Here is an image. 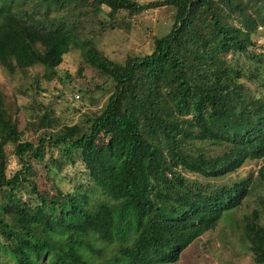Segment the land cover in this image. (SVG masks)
Wrapping results in <instances>:
<instances>
[{"label":"trees","instance_id":"1","mask_svg":"<svg viewBox=\"0 0 264 264\" xmlns=\"http://www.w3.org/2000/svg\"><path fill=\"white\" fill-rule=\"evenodd\" d=\"M72 3L79 7L69 16ZM162 6L173 9L169 30L153 36L150 53L123 61L80 29L88 8L104 31L126 23L121 10L134 17ZM263 28L264 0H0L7 74L40 65L44 80L65 83L73 77L59 66L78 49L111 82L100 107L36 142L22 139L25 130L52 127L54 114L36 97L37 79L22 128L20 106L0 83V264L175 262L238 209L258 185L239 169L264 163V59L249 50ZM234 53L247 61L229 60ZM8 145L19 165L12 174ZM75 164L74 180L86 182L61 190L55 176ZM258 172L264 180V164ZM260 204L241 218L238 237L264 264V198ZM230 222L235 228L239 221Z\"/></svg>","mask_w":264,"mask_h":264},{"label":"rangeland","instance_id":"2","mask_svg":"<svg viewBox=\"0 0 264 264\" xmlns=\"http://www.w3.org/2000/svg\"><path fill=\"white\" fill-rule=\"evenodd\" d=\"M137 1L144 3L152 0ZM78 7L79 4L76 3L69 5L67 7L70 9L69 16L77 12L75 9H78ZM65 10L60 9L58 13L61 14ZM104 10L107 11L108 8L104 7ZM120 13L126 23L122 26L106 28L104 31L99 30L98 17L94 15L90 8L80 16L81 31L83 33L87 32V37L92 38L108 57L117 61H123L129 53L135 52L142 55L150 53L153 48V36H159L169 30L173 9L166 6L150 8L136 14L134 17H127V13L123 10ZM249 50L260 54L261 60L264 59V28L251 36ZM228 59L238 63L247 61L246 57L237 53L230 54ZM59 71L61 73L67 72L73 78L65 83L58 80L46 81L41 76L42 67L40 65L28 68L26 74L11 76L0 66V83L4 84L9 93L13 94L20 106L18 118L21 122V128L26 126L27 121L31 119V104H33L31 99L36 79L41 88L40 94L36 96L37 99L44 104H51L54 108L53 126L40 129L35 133L26 129L23 140L36 142L40 135H57L65 123H75L83 111L100 107L110 94L106 90H110L111 82L109 80L104 82V78L99 77L97 72L83 61L78 49L71 50L64 55ZM256 72V70L252 71L255 76L258 75ZM77 73L83 76H79ZM95 82L102 86L105 91L97 89ZM247 85L252 86L254 83L248 81ZM79 88L83 90V95L82 93L80 95V92L77 91ZM86 88L92 90V94L85 93L84 89ZM75 94L79 96L75 97ZM7 150L9 153L7 172L12 174L13 171L19 168V165L13 153V146L8 145ZM263 164L262 160L249 161L239 169L243 173H248L258 185L244 199L238 209L222 217L214 228L206 231L189 244L182 251L177 261H155L152 264H259L253 261L251 252L242 245L238 237L240 232L238 224H241V218L250 213L252 209H262L260 199L264 198V180L261 179L258 170ZM79 167L77 164L66 166L55 176V182L61 190L72 189L73 184L86 182L82 176L74 180L75 171ZM34 171L40 177H43L45 173V169L40 163L34 164ZM186 174L189 176L188 172ZM230 217L239 221L235 228L231 226ZM261 219L264 222V212L261 213ZM7 264H12V262L8 261Z\"/></svg>","mask_w":264,"mask_h":264}]
</instances>
